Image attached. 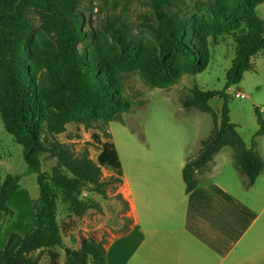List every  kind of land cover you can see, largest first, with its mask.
Here are the masks:
<instances>
[{"label":"rangeland","instance_id":"obj_1","mask_svg":"<svg viewBox=\"0 0 264 264\" xmlns=\"http://www.w3.org/2000/svg\"><path fill=\"white\" fill-rule=\"evenodd\" d=\"M219 1L169 0L170 3L164 7L169 15L184 22L188 28L203 33L210 55L204 72L197 75L181 74L174 84L165 87L152 86L144 77V73L150 72L155 65L154 58L158 53V39L154 31L156 17L148 0H79L75 7L84 17L82 30L85 38L77 46L78 51L81 54L85 51L98 53L113 64L120 75L122 94L131 102L132 107L122 114L120 122L107 124L98 120L70 123L65 127V132L55 139L69 147L75 155L86 152L93 161H96L102 144H113L122 166L121 179L123 177L129 188L136 191L135 203L141 202L137 207L144 228L148 221L146 204L151 198L146 187L154 191L150 185L154 174L150 171L175 170L182 183V167L176 166L190 157L195 158L201 141L210 136L214 127L211 113L184 108L182 102L194 88L202 91L224 88L226 72L235 57L237 37L246 29L244 23H235L234 26L213 24V9ZM226 1L231 5L236 0ZM255 13L264 22V3L255 7ZM27 16L32 21V27L24 32L21 39L27 59L38 62L37 92L44 106L53 110L56 95L66 89L65 74L59 68L58 34L49 19L34 11H28ZM117 32L124 38V48L115 36ZM130 57H137L143 66L142 70L126 71L119 68V63ZM251 64L252 69L244 74L242 81L227 89L228 107L230 121L237 126L236 131L244 144L251 148L252 143H255L253 149L264 163V135L256 134L259 130L256 111L264 119V51L254 56ZM237 92L245 94L246 98H235ZM1 99L0 178L10 174L19 175L21 179L19 191L9 202L13 217H5L0 213V249L5 246L11 234L24 236L34 228L32 201L39 197L36 175L26 173L23 147L5 128ZM209 106L219 121L222 100L213 99L209 101ZM52 140L44 139V145L49 146ZM214 157H217L216 169L205 176L204 180L209 179L224 186L228 194L240 203H234L237 218L242 213L241 203H246L259 214L264 203V169L254 186H242V181L246 183V179L235 167L233 150L223 148ZM37 159L41 170L47 174L56 165V159L48 153H40ZM101 171L103 181L117 177L116 172L109 168H102ZM122 188V185L107 186L105 198L84 189L80 199L87 204L97 203L100 210H88L82 217H76L70 212L58 193L56 219L63 246L78 249L82 237L102 240L107 246L116 236L126 234L130 223L127 208L116 197ZM154 220L163 222L165 219L160 216ZM263 222L264 213L250 232ZM110 249L109 257L115 245ZM40 264H64L63 248L46 249L41 255Z\"/></svg>","mask_w":264,"mask_h":264},{"label":"trees","instance_id":"obj_2","mask_svg":"<svg viewBox=\"0 0 264 264\" xmlns=\"http://www.w3.org/2000/svg\"><path fill=\"white\" fill-rule=\"evenodd\" d=\"M156 17L155 35L158 39V53L155 65L144 73L152 86L165 87L176 82L181 74L197 75L205 71L209 60V50L202 32L169 15L164 7L169 0H148ZM79 0H0V98L6 130L23 147V159L27 174H35L39 197L32 201L35 213L34 228L24 236L11 234L5 246L0 249V264H40L46 249L60 247L64 250V264H107L105 244L92 238L82 237L78 249L63 246L57 224V194L76 217L86 211L100 210L97 203H85L80 197L87 189L106 197V187L121 186L122 166L113 144H102L96 161L86 152L75 155L73 151L59 143L55 137L65 132L70 123L102 121L120 122L123 113L130 111L132 104L122 94V84L118 70L98 53L81 54L77 46L85 38L82 30L84 17L75 7ZM228 4L220 0L214 7L215 26L244 23L236 40L235 57L226 72L222 90H191L182 105L196 108L203 113H211L214 127L210 136L201 141L195 158L182 168L185 193L198 186L197 174L223 148L234 152L235 167L252 187L264 169L262 158L254 151L255 143L248 148L230 121L227 89L238 85L244 74L252 69L251 59L264 51V22L255 7L264 0H236ZM34 11L49 19L58 34L59 68L65 74L64 92L55 97L54 109L46 108L37 92V68L35 59L28 60L21 36L32 27L27 12ZM116 38L124 48V38L120 32ZM137 57L124 59L119 68L126 71L142 70ZM221 99L220 120L212 112L209 101ZM259 130L264 135V119L256 111ZM106 138H109L105 134ZM52 138L49 146L44 139ZM48 153L56 159V165L47 174L40 168L37 155ZM102 168L116 172L117 177L101 180ZM19 175L0 178V213L13 217L9 207L12 197L20 189ZM116 197L128 209V202L121 193Z\"/></svg>","mask_w":264,"mask_h":264},{"label":"crops","instance_id":"obj_3","mask_svg":"<svg viewBox=\"0 0 264 264\" xmlns=\"http://www.w3.org/2000/svg\"><path fill=\"white\" fill-rule=\"evenodd\" d=\"M216 158L213 157L197 174L198 186L188 194L177 171H150L154 174L150 181L154 191L145 186L151 194L146 204L148 221L145 228L137 207L141 202L135 203L136 191L129 188L122 177L121 195L128 202L130 223L126 234L116 236L114 243L112 240L105 245L106 263L264 264V222L250 232L264 213V203L259 214L246 203H241L242 213L237 218L234 203H240L224 186L204 180L216 169ZM193 159L190 157L186 162H179L176 167L183 168ZM245 184L247 186V180L246 183L242 181V186ZM160 216L165 220L156 222L154 219ZM114 245V252L109 257Z\"/></svg>","mask_w":264,"mask_h":264},{"label":"built area","instance_id":"obj_4","mask_svg":"<svg viewBox=\"0 0 264 264\" xmlns=\"http://www.w3.org/2000/svg\"><path fill=\"white\" fill-rule=\"evenodd\" d=\"M235 98H237V99H244V98H246V96L243 93L237 92L235 94Z\"/></svg>","mask_w":264,"mask_h":264}]
</instances>
